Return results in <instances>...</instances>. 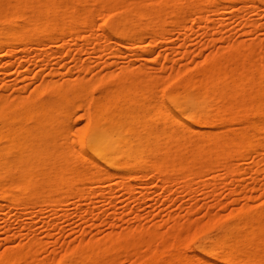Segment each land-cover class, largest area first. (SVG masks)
<instances>
[{"label":"bare ground","instance_id":"obj_1","mask_svg":"<svg viewBox=\"0 0 264 264\" xmlns=\"http://www.w3.org/2000/svg\"><path fill=\"white\" fill-rule=\"evenodd\" d=\"M231 9L249 38L231 41L202 23L215 12V27H228L223 17ZM196 19L214 35L211 52L194 65L154 71V47ZM263 29L264 0H0V206L84 197L114 179L129 195L135 179L154 176L163 189L182 181L193 190L196 179L210 184L209 174L238 177V162L251 156L257 177L264 170ZM91 41L89 53L134 48L144 51L143 61L118 71L109 59L90 76L99 63L79 52ZM74 44L81 46L72 53ZM31 51L36 67L25 62ZM69 56L73 65L64 62ZM171 219L166 231L138 225L81 239L58 258L41 257L43 240L33 236L7 246L0 264H118L122 254L133 264H264V201L207 220Z\"/></svg>","mask_w":264,"mask_h":264},{"label":"rangeland","instance_id":"obj_2","mask_svg":"<svg viewBox=\"0 0 264 264\" xmlns=\"http://www.w3.org/2000/svg\"><path fill=\"white\" fill-rule=\"evenodd\" d=\"M241 4L242 2L238 5ZM253 15L256 13H250V16ZM218 16L219 14L211 12L210 17L202 22L211 24L212 29L216 30V36L221 33L229 34L232 37L231 41L238 38H249V35L244 32V18L237 14V11L231 9L223 17L226 22L230 23L228 27H215L214 18ZM98 21H103L102 17H98ZM193 21L194 27L191 25L187 28L177 27L168 32L159 45L154 47L151 56V62L155 65L154 71L169 72L173 64L177 66L194 65L193 58L203 59L211 52L213 33L204 32L200 28L199 19L190 20L189 24ZM259 35L264 37V29ZM97 37L106 38L105 35H97L94 38ZM146 41L148 43L149 39ZM217 41L219 44L222 42ZM167 42L171 43L174 48L167 47ZM185 42L188 46L190 45V51L184 47ZM72 46L70 51L75 53L81 44ZM94 47L95 43L91 41L88 44V50L79 52L85 60H91L95 64L99 63L96 70L87 73L90 76L104 70L109 59L114 60L113 67L118 71L121 65L131 60L137 63L143 61V50L124 48L125 50L117 55L109 50L101 56L98 52H88ZM29 56L30 58L25 61L26 65L36 67L34 62L38 55L31 51ZM58 58L55 55L53 60ZM64 62L67 65H73L75 61L69 56ZM2 65L0 62V73ZM17 69V66H12L11 75L13 77ZM77 73L78 71L75 70V74ZM35 85L36 83H30L23 92L30 93ZM2 89L4 86L0 82V90ZM6 90L15 93L16 88L10 85ZM84 121L85 119L82 118L81 123ZM262 149L264 152V146ZM257 159L258 157L251 156L239 161L238 165L241 169L236 178L230 176L212 178L209 174L206 177L210 178V184L199 182L196 179L193 181V190L182 181L173 184L170 189H163L161 186L163 181L154 176L148 180L135 179L137 187L133 195L125 192L114 179L105 184V191L84 197L69 196L54 202H41L31 208H12L5 202L0 206V252L10 244L16 245L28 241L33 236H38L43 240V248L40 250L41 257L58 258L64 253L66 246L79 242L81 239L104 237L114 230L124 231L138 225H158L162 231L169 230L173 222L172 213H177L182 220L188 217L195 220H207L210 214L226 213L249 201L259 204L264 201V170L257 177H254L250 171L251 168L256 167ZM112 184L115 186L110 189ZM95 187L101 188L100 185H95ZM249 195L253 197L250 199ZM189 205L195 206L192 214L188 212L187 206ZM10 239L13 241H9ZM133 263L134 257H128L125 254H122L118 261V264Z\"/></svg>","mask_w":264,"mask_h":264}]
</instances>
